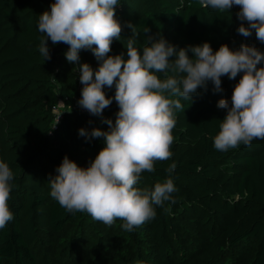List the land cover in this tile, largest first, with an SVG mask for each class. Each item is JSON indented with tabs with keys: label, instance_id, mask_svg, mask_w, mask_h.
I'll use <instances>...</instances> for the list:
<instances>
[{
	"label": "trees",
	"instance_id": "trees-1",
	"mask_svg": "<svg viewBox=\"0 0 264 264\" xmlns=\"http://www.w3.org/2000/svg\"><path fill=\"white\" fill-rule=\"evenodd\" d=\"M52 3L0 0V159L15 174L9 200L14 218L0 230V264H264V139L226 152L213 146L227 115L218 101L231 102L243 73L235 80L223 76L222 91L215 92L209 81L191 102L182 100L172 158L157 162L152 173L145 171L138 184L154 188L176 164L170 174L178 189L174 202L155 206V219L127 232L123 220L108 226L87 213H69L51 197L48 181L58 175L65 156L88 167L105 146L103 137L87 140L79 130L108 131L102 121L115 122L119 111L113 100L101 116L80 112L78 67L63 52L42 58L39 15ZM239 11L234 6L230 16L198 0H119L116 18L123 30L108 55L128 58L129 24L139 32L141 52L149 36L161 35L177 51L209 42L214 51L224 44L233 50L248 44L264 52L255 31L250 37L238 33ZM79 55L80 64L98 70L101 62L90 49ZM104 91L114 97L115 85Z\"/></svg>",
	"mask_w": 264,
	"mask_h": 264
},
{
	"label": "clouds",
	"instance_id": "clouds-1",
	"mask_svg": "<svg viewBox=\"0 0 264 264\" xmlns=\"http://www.w3.org/2000/svg\"><path fill=\"white\" fill-rule=\"evenodd\" d=\"M199 5L219 13L231 12L238 6L241 21L238 33L255 37L264 43V0H198ZM119 0H54L50 10L39 15V52L50 60L48 41L53 45L69 46L65 53L70 64L78 67L83 85L80 107L93 116H101L113 100L119 111L115 122L105 119L109 130L81 128L79 135L87 140L104 138V147L88 167H81L65 156L50 184L51 197L69 213L81 212L112 226L123 220V229L133 232L137 227L155 219V206L174 202L176 188L169 173L154 188H141L142 174L154 172L157 162L170 160L174 142L177 110L184 111L183 101H192L198 89L222 91V77L235 80L231 102L220 99L217 107L227 109V115L214 137L217 151L226 152L243 144L250 147L254 139H264V52L255 45L242 44L233 50L227 44L214 51L209 42L189 45L177 51L162 35L149 36L141 52L137 47L139 32L134 25L133 36L126 41L127 56L108 55L114 40L121 39L122 25L116 18ZM146 33L149 29L144 30ZM91 50L100 66L80 64L81 50ZM191 53V55H189ZM175 56V59H171ZM115 85L114 97H108L105 86ZM15 174L0 159V230L13 220L9 200Z\"/></svg>",
	"mask_w": 264,
	"mask_h": 264
},
{
	"label": "built area",
	"instance_id": "built-area-1",
	"mask_svg": "<svg viewBox=\"0 0 264 264\" xmlns=\"http://www.w3.org/2000/svg\"><path fill=\"white\" fill-rule=\"evenodd\" d=\"M82 88H83V85L79 82V83H78V87H77V89H78L79 92H78V95H77L76 98H75V107H76L80 112H82V113L90 114L87 110L82 109V108L80 107V105L78 104V101H79V99L81 98V90H82ZM53 108L56 109L55 107H53ZM59 118H60V115H59V114L56 115V116H55V121H58Z\"/></svg>",
	"mask_w": 264,
	"mask_h": 264
},
{
	"label": "water",
	"instance_id": "water-1",
	"mask_svg": "<svg viewBox=\"0 0 264 264\" xmlns=\"http://www.w3.org/2000/svg\"><path fill=\"white\" fill-rule=\"evenodd\" d=\"M68 49H69V46L67 44L61 43L58 45H53L50 48V52H51V54L59 53V52L66 53L68 51Z\"/></svg>",
	"mask_w": 264,
	"mask_h": 264
}]
</instances>
